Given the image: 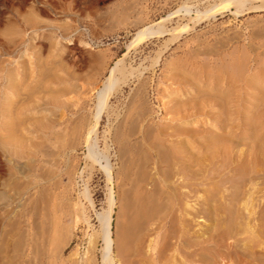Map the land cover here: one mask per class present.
<instances>
[{
    "label": "rangeland",
    "instance_id": "rangeland-1",
    "mask_svg": "<svg viewBox=\"0 0 264 264\" xmlns=\"http://www.w3.org/2000/svg\"><path fill=\"white\" fill-rule=\"evenodd\" d=\"M29 13L36 15L34 24L36 31L34 35L24 19V16ZM165 17L167 19L162 22V25L164 29L166 28V31L160 34H153V36L150 35L148 38L145 37L137 44H130L131 39L139 28L159 22ZM7 26H18L21 29H28L26 34L30 35H25L22 38L23 41L19 37L16 39L18 40V47L12 54L13 57L16 55L17 58L21 56L19 59L24 62L25 67L37 69L36 51L42 60L45 61L48 58L45 69L36 70L38 82L40 80L44 81L45 75L50 74V72L55 71L54 73L57 74L53 81L45 84L46 89L49 90L51 88L53 92L54 90L61 91L65 88L67 82H74L79 85L82 91L79 104L83 106L80 112L85 119H88L89 124L92 122V114L96 110L94 109L96 90L102 86L110 67L121 59L120 67L125 66L122 68L124 71L130 70L132 72V77L128 76V81L126 80V82L122 83L109 97L94 137V142L97 144L96 149H99L100 153L104 152L103 154L109 155V161L113 164L114 178H116L114 180L120 179L112 183L113 195L116 196L114 197L117 204L114 206L111 221L113 238L115 242L117 241L114 243L112 251V253L114 252L113 258L116 255L113 264H132V262L134 264H141L142 262V264H145L148 259H152L147 257L149 255H146V252H148L145 250L147 245L149 243L152 246L158 244L159 241H162L160 239L161 236L164 238L162 242L156 245L157 249L162 248L165 250L164 245L166 244V247H173L174 249V245H176L174 251H171L173 250L171 248L170 250L167 248L168 251H163L162 254L165 258H163V261L160 259L161 262L181 264L179 260L187 259L188 256V258H191L192 254L187 256V251L185 252L184 248H180L178 241L182 239L186 242L188 239V242H186L188 245L193 242L191 238L195 236V242L200 241V239L203 240L201 233L198 236L196 232H200L201 228L205 229L204 227L206 226H210L206 227L209 242L224 245H220V247L218 245L216 250L212 251L211 255L209 254V264L213 263V261L217 264H264L263 0H245L240 5L231 3L230 0H0V59L3 61L1 62L0 60L1 65L12 57L3 51V48L9 46V40L4 33L8 29ZM5 27L7 28L3 30ZM56 42H58L57 45H55ZM54 45L56 46V51H53ZM25 47H27L26 52ZM49 54L51 55L49 56ZM57 59L62 61V66L56 67L51 71L50 67ZM234 62L235 65H233ZM235 66L238 68H234ZM47 69H49V72ZM127 72L129 73V71ZM74 95L72 93L63 97L65 99L66 97L67 99L72 97L71 100L73 101L75 100L73 97H76ZM72 101L70 102L69 99L70 103ZM69 104L67 108L59 110V113L66 112L65 114L63 113L64 116L62 117L68 124L69 120L76 116L70 114L71 110L75 111L79 108V105L77 107L73 105L75 107L73 109L71 104L70 106ZM138 114L142 116L139 120L140 127L142 129L145 127L144 129L148 131L145 132L144 141L147 161L149 160L147 162L149 165L146 168H151L150 166L153 165V167L167 170V172L164 171L165 178H163L164 175L161 173H154L153 167L151 170L145 168L144 173H147L143 174L140 191L136 192L132 188L128 194H133V192L135 194H129L127 197L128 201L124 197L126 196L125 189H127L128 184L125 185L124 179L122 180L121 173H123V168L121 166H123V163L121 162L122 159L119 158L121 157V151L118 148L119 144L117 145L113 141V136L117 127L122 124L129 127L135 121L136 116H140ZM70 117L72 118L69 119ZM168 124H171V129ZM152 126L159 127L157 132H160L161 127V131L164 130V136H167L168 140L162 136L163 131L160 132L162 135L157 134L156 130L151 128ZM173 126H175L174 128L177 127V133ZM172 131L174 132L173 135L172 133L170 134ZM29 136L32 141H40L42 135L38 131L31 130ZM138 137L139 134L131 137L130 145H132V150L135 149L134 144ZM83 140L84 138H81L74 148L67 147L62 152L63 154L55 156L50 165L52 167L50 168L51 174L46 180L35 179L33 173L35 174L37 171L33 169L39 166L36 160L35 164L32 165L30 160L23 159V162H21L25 165L24 161L27 162L28 165L26 166H28L29 170H26V175L19 174L13 168L12 162H9L8 153H5L6 151L4 152L0 147V190L6 192L5 194L8 198H6L7 200L4 199L5 202L0 200V264H48V256L52 254V251L60 253L57 264H61V262L62 264H89L91 261L92 264H102L101 249L103 243L98 232L100 222L97 212H102L107 208L109 185L104 168L100 164H93L86 157L87 143ZM159 140L163 141L159 142ZM163 143L166 145L164 146ZM172 143L174 147L171 146ZM169 145L172 149L168 147ZM176 146L179 147V150ZM162 152L166 154L164 155ZM171 157H173V160ZM152 159L161 167L159 166V168L153 164L152 162L154 161ZM167 159L169 160L164 161ZM30 164L34 168H31ZM238 168L239 170H236ZM170 170L173 174L170 173ZM148 171H151L150 173L154 176L149 174ZM220 179L223 181L221 182ZM163 180L172 187L176 186L172 191L175 199L172 192V195H169L168 198L163 195L158 196L157 190L159 186H162ZM205 180L206 182H204ZM224 181L225 183H223ZM158 182L159 185L157 184ZM201 182L205 184H197ZM182 184L183 186H181ZM235 184H240L239 188ZM83 188L89 191L93 206L81 196ZM123 189L124 193L122 192ZM237 191H240V193ZM207 195H211V198L209 196L210 199L207 198ZM229 196H234V198L240 196V198H237L239 201L237 199L232 200ZM122 197L124 198L123 200ZM135 197H140L141 199H136ZM179 197H182V200ZM136 200L139 201L137 202ZM127 201L130 205L126 203ZM232 201L234 203L235 201L237 202L233 204ZM141 203L143 206L140 205ZM187 203L191 206L187 205ZM218 203L224 209V212L226 211V214L222 209H219ZM226 203L228 205L225 207ZM125 204L129 205H126L127 209L124 207ZM214 204L218 206L215 205V208ZM145 205L146 207H144ZM234 205L237 206V210ZM152 206H155V209L154 207L151 209ZM43 207L47 208L44 209ZM38 208L40 209L39 212ZM123 209H125V213H123ZM217 209L221 210V212H217ZM158 210L161 211L159 212V214L161 213V218L159 214L156 215ZM80 211L84 212L89 221L83 220V215H81ZM215 211L216 214L214 215ZM43 214L49 222L43 220ZM33 215L35 216L33 217ZM177 215L179 216L177 217ZM231 216L234 218L233 220H231ZM162 218L165 219L163 220ZM180 218L183 219L180 220ZM51 219L54 220L52 221ZM171 219L176 223L170 221ZM40 220L44 225H42V229ZM50 220L52 223L56 222L54 223L57 228L56 232L59 231V234H55L56 240L60 242L62 239L65 242V246H62L63 249L59 247L62 245V241L59 243L55 240L59 244L50 241L53 243L52 246L55 247L52 250V246L47 240L50 229L54 226H46L52 224ZM32 221L36 222V224ZM168 221L172 225L179 224L181 226L180 230L178 229L179 225L177 226L178 228L174 225V228L169 225L170 222ZM227 221L229 222L228 226ZM216 222L217 225L219 224L218 227ZM18 223L22 224L20 225L22 227L19 226V228L17 226ZM128 223H130V226H127ZM45 226L49 229L45 228ZM162 226L165 227L162 228ZM229 226L232 228L231 230ZM186 227L189 228V232H187ZM43 228L45 231H43ZM61 228L63 232H61ZM169 228L172 233H170L171 230ZM193 228L198 230L195 231L197 235H195ZM224 228H227V234L223 233L225 231ZM51 230L53 231V229ZM95 230L96 232L94 233ZM168 230L170 231L168 232ZM173 230L177 232H173ZM217 230H222L225 236H222L221 232L215 234ZM19 232L24 234L23 245L22 248L16 249L15 246L18 247L19 242ZM128 232L130 235L125 234ZM210 232L215 237L213 235L210 236ZM30 233L32 236H30ZM65 233L70 235V237ZM157 233L160 235L158 238L160 240L158 241L157 239V242L154 243ZM166 233L168 235V237L165 235L167 240L164 236ZM181 233L183 237L179 236ZM218 233H220L221 237H219ZM143 234L149 235L151 239L145 235L147 245L144 244L142 246L143 242L140 243V240L142 239L145 242ZM129 236L132 237L130 238ZM26 237H28L27 240ZM30 237L36 239L32 240L38 246L33 244ZM139 238L141 239L139 240ZM122 239L126 240V247ZM168 239L171 240L168 241ZM219 239L221 240L219 241ZM91 240L92 242H90ZM136 240L138 241L136 242ZM164 240L169 243H164ZM27 241L33 246L29 247ZM193 243H191V247H193ZM42 244H44L43 247ZM131 244L133 246H129ZM32 247L35 249L31 251ZM144 247L146 248L143 249ZM191 247H185V249L190 250ZM117 249H120L119 252ZM193 249H191L190 253L194 252ZM217 250L219 251L218 253ZM33 251L34 253H32ZM129 252L133 254L131 253L132 255L129 256ZM137 252H140L139 255H137ZM142 252L143 255L141 254ZM169 253L170 257L167 256ZM33 254L37 255L38 259L34 257L35 255L32 257ZM183 254H186L185 258ZM133 255L138 257L137 260ZM154 256H156L155 253ZM181 256L183 258L179 259ZM211 256L214 258L211 259ZM16 259L19 261L17 262ZM119 259L122 261H119ZM4 260L8 261L5 262ZM138 260L142 262L139 263ZM192 264H195V262ZM196 264H203V262L196 261Z\"/></svg>",
    "mask_w": 264,
    "mask_h": 264
},
{
    "label": "bare ground",
    "instance_id": "bare-ground-1",
    "mask_svg": "<svg viewBox=\"0 0 264 264\" xmlns=\"http://www.w3.org/2000/svg\"><path fill=\"white\" fill-rule=\"evenodd\" d=\"M244 1L245 0H230V2L231 3H234V4H241L242 2L244 3ZM262 1V0H261ZM264 1V0H263ZM44 2V1H43ZM227 3V2H226ZM239 8V7H238ZM42 9V8H41ZM239 10H240V8H239ZM239 10H237V11H239ZM42 11V10H41ZM170 15V14H169ZM24 19H25V21H26V23H28V25L30 26L29 27V29L32 31V34L34 35V33H35V20H36V15L34 14V13H29V14H26L25 16H24ZM165 19H167V17H165V18H162L159 22H156V23H153V24H148V25H144V26H142L141 28H139L136 32H135V34H134V36H133V38L131 39V41H130V44H137L140 40L142 41V39H144L145 37L146 38H148L150 35H152L153 36V34H160V33H163L164 31H166L164 28H163V21L165 20ZM8 27V26H7ZM7 27H5L3 30H5ZM174 29V28H173ZM28 29H26V28H24V29H21L20 27H14V26H10V27H8V29L7 30H5V34L7 35V39L9 40V46L7 47V48H3L4 50V53L5 54H8V56H12V54L14 53V51H16L15 49L18 47L17 45H18V40H16L18 37L20 38V39H22L25 35H30V34H26V31H27ZM176 31V30H175ZM2 32V33H3ZM29 33V32H28ZM177 33V32H176ZM32 34H31V36H32ZM173 34V33H172ZM179 36V35H178ZM176 37V36H175ZM173 38V37H172ZM173 39H175V38H173ZM22 41H23V39H22ZM57 43L58 42H56L55 43V45H57ZM167 43V42H166ZM49 45V44H48ZM54 45V47H53V51H56L55 50V48H56V46ZM27 46V45H26ZM131 46V45H130ZM26 49H25V52L27 51V47H25ZM29 49V48H28ZM52 51V52H53ZM70 51V50H69ZM37 52V51H36ZM35 52V54L37 55V58H36V65H37V69H35L34 67H30V68H28V67H25V65H24V62L21 60V59H19L21 56H19V58H17L16 57V55H15V57H11V59H7V61L3 64L2 63V65L0 64V147L2 148V150H4V152L5 153H8V159H9V162H12V164L14 165V167L13 168H15L16 170H17V172L19 173V174H21V175H23V174H25V172H27L26 170L28 169L27 167L28 166H26V165H28L27 164V162H25L24 161V163H26V165L25 164H23L22 162V160L23 159H27V160H30V162H31V164L32 165H34L35 164V160H36V162L38 161V167L36 168V169H33L34 171H37V173L35 172V174L33 173V175H34V177H35V179L36 180H46V178H48L49 176H50V174H51V170H50V168H52L50 165H51V163H52V160L55 158V156H57L58 154L59 155H61V154H63L62 152H64V150L67 148V147H69V148H74L75 147V145L77 144V142L81 139V138H84V142L86 141V145H87V153H86V157L93 163V164H100V166H102L103 168H104V172H105V176H106V180H107V183H108V195H107V208L106 209H104L102 212H97V217H98V219H99V222H100V227H98V228H100L99 229V237L101 238V242L103 243V245H102V249H101V251H102V264H113V261H114V258L116 257V255H114L115 257L113 258V253H112V251H113V246H114V243H116L115 242V240H114V238H113V231L111 230V221H112V213H113V210H114V206H115V204H116V202H115V195H113V185H112V183H113V181H115L114 179H116V178H114L115 176H114V174H113V169H112V165L113 164H111V162L109 161V158H108V156H107V154H103V153H100L98 150L99 149H96L97 147H96V143L94 142V137H95V134H96V132H97V127H98V123H99V120H100V117H101V114H102V112H103V110L105 109V107H106V104H107V101H108V99H109V97L120 87V85H122V83H124V82H126V80L128 81V76H131L132 75V72H130V70H127V71H129V73L127 72V71H124V69H122L123 67H125V66H123V67H120L121 65H120V62H121V59L120 60H118V61H116L115 62V64L112 66V67H110V69H109V71H108V74H107V76H105L106 78L103 80V83H102V86L98 89V90H96V94H95V99H96V104H95V107H94V109H96V110H94V114H92L93 116H92V122L89 124L88 123V119L86 118L85 119V117H84V115H82V113L80 112V110H82L81 108L83 107L82 105L80 106V104H79V102H80V99H81V97H80V95L82 94V91H81V89H80V87H79V85L77 84V83H74V82H67V84H66V86H65V88L63 89V90H61V91H59V90H54V92H53V90L51 89V88H49V90L48 89H46V87H45V84L47 83V82H51V81H53V79L54 78H56L57 77V74L56 73H54V72H50V74H46L45 75V77L46 78H44V81L43 80H40V82H38L37 81V78L38 77H36V72L37 71H40L41 69H43L44 67H46L47 66V60H48V58L47 59H45V61L44 60H42L41 59V57H40V55H39V53L37 52L36 53ZM51 53V52H50ZM56 53V52H55ZM30 54V53H29ZM0 55H1V53H0ZM4 55V54H3ZM2 55V56H3ZM32 55V54H31ZM51 54H49V56H50ZM34 56V55H33ZM50 58V57H49ZM156 59V58H155ZM1 60V59H0ZM32 60V59H31ZM30 60V61H31ZM103 60V59H102ZM156 61H157V59H156ZM1 62H3L2 60H1ZM123 62V61H122ZM154 62H155V60H154ZM242 63V62H241ZM233 65H235V62L233 63ZM237 65H239L238 63H237ZM245 65V64H244ZM33 66V65H32ZM60 66H62V61L60 60V59H57V60H55L54 62H53V64L51 65V67H50V70L52 71V70H54V68H56V67H60ZM225 66V65H224ZM237 66H235L234 68H236ZM128 68V67H127ZM230 68V67H229ZM238 68V67H237ZM242 68V67H241ZM45 69V68H44ZM233 69V68H232ZM37 70V71H36ZM48 70V72H49V69H47ZM132 70V69H131ZM135 71V70H134ZM235 71H236V69H235ZM45 72V71H44ZM47 72V71H46ZM231 72H233V71H231ZM44 74V73H43ZM242 76V75H241ZM132 77V76H131ZM217 78V77H216ZM238 79V78H237ZM254 79H255V77H254ZM234 80H236V79H234ZM259 80V79H258ZM255 82H256V80H254ZM36 82H38V84H36ZM50 87V86H49ZM45 88V89H44ZM46 90H48V92H50V93H45V91ZM136 91V90H135ZM234 92V91H233ZM72 93H74L75 95L74 96H76V97H73V99H75V100H71L72 99V97H68V99H67V97H66V99H65V97H63V96H67V95H69V94H72ZM141 93V92H140ZM137 94V93H136ZM64 99H63V98ZM45 98V99H44ZM69 99H70V102L72 101V103H70L69 102ZM138 100V99H137ZM237 100H238V98H237ZM67 102H68V104L70 103L71 104V106H72V108L75 106V107H77L78 105V109L77 110H75V111H72L71 110V113L70 114H73V115H76V116H74V118H72V117H70L69 119H71V120H69V119H67V120H69V124L67 123V121L65 120V119H63V117L62 116H64L63 115V113L64 112H62V113H59V110H62V109H65V108H67V106H68V104H67ZM143 102V101H142ZM95 103V102H94ZM70 104H69V106H70ZM140 104H141V102H140ZM143 104V103H142ZM47 105H49V106H47ZM74 105V106H73ZM142 106V105H141ZM74 107V108H75ZM73 108V109H74ZM143 109H144V106H143ZM66 111H68V110H66ZM66 113V112H65ZM64 113V114H65ZM138 115H140V116H136V118L134 119L135 121H133L132 122V124L129 126V127H127V126H125V125H120L119 127H117L116 128V130H115V132H114V136H113V141L115 142V143H117V145L119 144V146H118V148H120V151H121V153H120V156L121 157H119V158H121L122 159V163H123V166H121V168H123L122 170H123V173H121L122 174V180L124 179V182H125V185L126 184H128V187H127V189H125V186H124V189L126 190L125 192V194H126V196H124V197H128V195L129 194H132V193H129L128 194V192H130V190H132V188H134L135 190H136V192L138 191H140V189H141V182H142V180H143V174H146V173H144L145 172V170L147 169H150L151 170V168L153 167V165L152 166H150L151 168H146L149 164L147 163L148 161H147V155H146V152H145V149H144V145H145V143H144V141H145V132H148V131H146L144 128L142 129V127H140V125H139V120L142 118V116H141V114H138ZM145 115V114H144ZM134 118V117H133ZM90 120V119H89ZM173 124V123H172ZM171 125V124H170ZM170 125L168 124V126L170 127ZM110 127V126H109ZM175 126H173V128H174ZM147 128V127H146ZM151 128H153V129H155L156 130V132H157V130H159V127L158 128H156V127H151ZM166 128H167V126H166ZM172 127H170V129H171ZM177 128V127H176ZM176 128H174V129H176ZM149 129V128H148ZM153 129H152V131H153ZM169 129V128H168ZM167 129V130H168ZM31 130H33V131H38V132H40V134L42 135L41 136V140L40 141H32L31 140V137L29 136V134H30V132H31ZM154 130V131H155ZM166 130V131H167ZM173 130V129H172ZM177 130V131H176ZM175 131H176V133L178 132V129H176ZM163 131V135L160 133V132H162ZM161 131V127H160V132H157V134H160V135H162V136H164L165 135V132H164V130H162ZM106 132V131H105ZM152 133V132H151ZM150 133V134H151ZM155 133V132H154ZM172 133V135H173V131L172 132H170V134ZM105 134V133H104ZM135 134H139V137H138V139H137V141H135V144H134V150H132V145H130V142H131V137L133 136V135H135ZM149 134V133H148ZM156 134V133H155ZM167 134V133H166ZM167 135H169V134H167ZM150 136V135H149ZM149 136H147V137H149ZM159 136V135H158ZM158 136H156V137H158ZM161 136V137H162ZM154 137V136H153ZM160 137V136H159ZM165 137V136H164ZM165 138H167V140H168V137L166 136ZM105 139V138H104ZM134 139H135V137H134ZM151 139H153V138H151ZM150 139V140H151ZM154 140V139H153ZM157 140V139H156ZM210 140V139H209ZM113 141H111V142H113ZM160 141H163V140H159V142ZM132 142H134V141H132ZM172 142V141H171ZM80 143V142H79ZM153 143V142H152ZM162 143V142H161ZM170 143V142H169ZM133 144V143H132ZM153 144H155V143H153ZM164 144V143H163ZM178 144V143H177ZM147 145H148V143H147ZM166 144H164V146H165ZM173 145V143L171 144V146ZM153 146V145H152ZM163 146V145H162ZM179 146V145H178ZM147 147V146H146ZM151 147V146H150ZM168 147H170V145L168 146ZM167 147V148H168ZM172 147H174V146H172ZM177 147V146H176ZM117 148V149H118ZM152 148V147H151ZM153 148H155V147H153ZM171 148V147H170ZM169 148V149H170ZM178 148V150H179V147H177ZM105 149H107V148H105ZM148 149V148H147ZM150 149V148H149ZM165 149H166V147H165ZM172 149V148H171ZM174 149V148H173ZM119 151V150H118ZM151 151V150H150ZM166 151V150H165ZM171 151H173V150H171ZM175 151V150H174ZM159 152V151H158ZM179 152H181V151H179ZM148 153V152H147ZM163 153V152H162ZM175 153V152H174ZM119 154V153H118ZM164 154V153H163ZM166 154V153H165ZM164 154V155H165ZM171 154V153H170ZM180 154V153H179ZM154 156V155H153ZM161 156V155H160ZM167 156H169V155H167ZM173 156V155H172ZM175 156V155H174ZM154 158V157H153ZM162 158V157H161ZM168 158V157H167ZM172 158V160H173V157H171ZM56 160V159H55ZM153 160V159H152ZM169 159H167V160H164V161H168ZM177 160V159H176ZM8 161V160H7ZM22 161V162H21ZM154 161V160H153ZM157 161V160H156ZM181 162V161H180ZM153 164H155V165H157L156 163L157 162H152ZM169 163V162H168ZM178 163V162H177ZM11 164V165H12ZM30 164V165H31ZM121 164V163H120ZM166 164H167V162H166ZM176 164V163H175ZM174 164V165H175ZM179 164V163H178ZM194 164V163H193ZM221 164V163H220ZM31 165V168H34V166H32ZM154 165V166H155ZM162 165V164H161ZM164 165V164H163ZM182 165H184V164H182ZM192 165V164H191ZM225 165V164H224ZM158 166V165H157ZM160 166V165H159ZM158 166V167H159ZM176 166V165H175ZM181 166V165H180ZM161 167V166H160ZM159 167V168H160ZM195 167V166H194ZM119 168V167H118ZM146 168V169H145ZM154 169H152L153 171H155L154 173H161L162 175H164V171H166L167 172V170H160V169H158V168H156V167H153ZM172 168V167H171ZM179 168V167H178ZM177 168V169H178ZM176 169V170H177ZM204 169V168H203ZM29 170V169H28ZM32 170V171H33ZM39 170V171H38ZM118 170V169H117ZM121 170V169H120ZM172 170H173V168H172ZM192 170V169H191ZM201 170V169H200ZM204 170H206V169H204ZM224 170V169H223ZM236 170H239V168L238 169H236ZM119 171V170H118ZM117 171V172H118ZM171 171V170H170ZM175 171V170H174ZM178 171V170H177ZM202 171V170H201ZM14 172V171H13ZM120 172V171H119ZM118 172V173H119ZM149 172V174H151L150 172L151 171H148ZM176 172V171H175ZM180 172V171H179ZM192 172V171H191ZM190 172V173H191ZM240 172V171H239ZM153 173V172H152ZM170 173H172V171L170 172ZM206 173H207V171H206ZM148 174V175H149ZM159 174H158V176H159ZM173 174V173H172ZM239 174V173H238ZM26 175V174H25ZM116 175V174H115ZM151 175H153V174H151ZM161 175V176H162ZM216 175V174H215ZM219 175V174H218ZM221 175H222V173H221ZM120 176V175H119ZM154 176V175H153ZM171 176V175H170ZM169 176V177H170ZM176 176V175H175ZM202 176V175H201ZM24 177V176H23ZM118 177V176H117ZM174 177V176H173ZM192 178H193V176H191ZM205 177H206V175H205ZM158 178V177H157ZM163 178H165V175H164V177ZM187 178H189V177H187ZM197 178V177H196ZM203 178V177H202ZM201 178V179H202ZM206 178H208V176L206 177ZM160 179V178H159ZM211 179V178H210ZM209 179V180H210ZM224 179V178H223ZM117 180H120V179H117ZM116 180V181H117ZM146 180V179H145ZM149 180V179H148ZM153 180V179H152ZM252 180V179H251ZM56 181V180H55ZM54 181V182H55ZM115 181V182H116ZM151 181V180H150ZM161 181V180H160ZM164 181V180H163ZM162 181V182H163ZM220 181L222 182L223 180H221L220 179ZM226 181V180H225ZM225 181L223 182V183H225ZM114 182V183H115ZM171 182V181H170ZM202 182H203V179H202ZM202 182L201 183H197L198 185L199 184H201V185H203V184H205V183H203L202 184ZM204 182H206V180L204 181ZM216 182V181H215ZM221 182H220V184H221ZM233 182H234V180H233ZM236 182V181H235ZM168 183V182H167ZM165 181L161 184L162 186H159V189L157 190V192H158V196L159 195H163V196H166V198H168L169 197V195H172V191L174 190L173 188H175V187H172L170 184H167ZM173 183V182H172ZM117 184V183H116ZM143 184V183H142ZM158 185H159V182L157 183ZM181 184V183H180ZM57 185V184H56ZM215 185V184H214ZM235 185H237V184H235ZM240 185V184H239ZM239 185H237V188H239L238 186ZM120 186V185H119ZM118 186V187H119ZM143 186V185H142ZM147 186V185H146ZM146 186H145V188H146ZM152 186V185H151ZM150 186V187H151ZM178 186V185H177ZM181 186H183V184L181 185ZM180 186V187H181ZM221 186V185H220ZM153 187H155V186H153ZM208 187V186H207ZM236 187V186H235ZM45 188V187H44ZM86 188H88V187H86ZM84 189L82 192H81V196H83L84 197V199H87L88 200V202L93 206V201H92V198H91V196H90V193H89V191L87 190V189ZM156 188V187H155ZM120 189H121V186H120ZM124 189H123V193H124ZM146 189H148V188H146ZM235 189V188H234ZM150 190V189H149ZM171 190V191H170ZM176 190V189H175ZM192 190V189H191ZM207 190V189H206ZM148 191V190H147ZM195 191V190H194ZM193 191V192H194ZM198 191H200V190H198ZM121 192V191H120ZM133 192V191H132ZM172 192V193H171ZM175 192V191H174ZM180 192H181V190H180ZM238 193H240V191H237ZM6 192H4V191H2V190H0V200L1 201H4V199H6L7 198V196H6V194H5ZM48 193V192H47ZM234 193H235V190H234ZM245 193V192H244ZM45 194V193H44ZM50 194V193H49ZM120 194V193H119ZM135 194V192H133V194L132 195H134ZM137 194V193H136ZM141 194V193H140ZM144 194V193H143ZM142 194V195H143ZM155 194V193H154ZM233 194V193H232ZM152 195V194H151ZM181 195V194H180ZM183 195V194H182ZM186 195V194H185ZM190 195H192V194H190ZM215 195V194H214ZM241 195V194H240ZM79 196V195H78ZM115 196V197H114ZM121 196V195H120ZM122 196H123V194H122ZM131 196V195H130ZM148 196V195H147ZM173 196H174V193H173ZM209 195H207V198H209L208 197ZM142 197H144V196H142ZM177 197V196H176ZM229 197H231V196H229ZM117 198H119V197H117ZM136 199L138 198H140V197H135ZM134 198V199H135ZM145 198V197H144ZM149 199H150V197H148ZM153 198V197H152ZM180 199L182 198V197H179ZM211 198V197H210ZM209 198V199H210ZM238 199L240 198V196H238L237 197ZM237 198H234V196H232L231 197V199L233 200V199H237ZM8 199V198H7ZM6 199V200H7ZM50 199V198H49ZM79 199V198H78ZM124 198L122 197V200H123ZM131 199H132V197H131ZM141 199V198H140ZM143 199V198H142ZM174 199H175V196H174ZM237 199V200H238ZM9 200H10V198H9ZM44 200V199H43ZM127 200L129 201V199L127 198ZM133 200V199H132ZM152 200V199H151ZM150 200V201H151ZM157 200V199H156ZM168 200V199H167ZM182 200V199H181ZM183 200H184V198H183ZM212 200V199H211ZM128 201L126 202L127 204H129L128 203ZM131 201V200H130ZM134 201V200H133ZM137 202L139 201V200H136ZM143 201H144V199H143ZM162 201V200H161ZM170 201H172V200H170ZM176 201V200H175ZM174 201V202H175ZM179 201V200H178ZM239 201V200H238ZM5 202V201H4ZM123 202V201H122ZM168 202V204H169V200L167 201ZM233 202V204H235L237 201H235V203H234V201H232ZM143 203H146V202H143ZM162 203H163V201H162ZM162 203H160V204H162ZM179 203V202H178ZM185 203H186V201H185ZM229 203H230V201H229ZM6 204V203H5ZM81 204V203H80ZM123 204V203H122ZM127 204H125L124 205V207H126V205ZM132 204V203H131ZM136 204V203H135ZM154 204V203H153ZM170 204H171V202H170ZM182 204V203H181ZM189 203H187V205H188ZM219 204V203H218ZM231 204V203H230ZM90 205V206H91ZM117 205V204H116ZM130 205V204H129ZM129 205H127V206H129ZM132 205H134V204H132ZM141 206H143L142 205V203L140 204ZM148 205H150V204H148ZM154 205H157L156 203L154 204ZM174 205H176V206H178L177 204H174ZM190 205V204H189ZM206 205V204H205ZM216 204H214V207L216 208V206H218V205H216ZM223 205V204H222ZM228 205V203H226L225 204V207ZM48 206V205H47ZM159 206V205H158ZM158 206H156L157 208H158ZM176 206H173V207H176ZM183 206V205H182ZM191 206V205H190ZM231 206H233V205H231ZM235 206V205H234ZM123 207V208H124ZM144 207H146V205L144 206ZM153 207H154V209H155V206H152V208L151 209H153ZM160 207V206H159ZM168 207V206H167ZM224 207V206H223ZM229 207V206H228ZM236 207L237 206H235V209H236ZM44 208V207H43ZM47 207H45L44 209H46ZM128 207H126V209H127ZM134 208V207H133ZM133 208H132V210H133ZM149 208H150V206H149ZM149 208H148V210H149ZM156 208V209H157ZM162 208L164 209V207L162 206ZM180 208V207H179ZM212 208V207H211ZM210 208V209H211ZM215 208H214V210H215ZM218 208V207H217ZM160 209H161V207H160ZM174 209V208H173ZM202 209V208H201ZM209 209V208H208ZM219 209H222V207L220 206V204H219ZM234 209V208H233ZM39 208H38V212H39ZM84 210V209H83ZM82 210V211H83ZM124 210L125 209H123V213H125L124 212ZM131 210V209H130ZM131 210V211H132ZM134 210H135V208H134ZM138 210V209H137ZM166 210V209H165ZM172 210V209H171ZM213 210V211H214ZM218 210V209H217ZM216 210V211H217ZM230 210V209H229ZM237 210V209H236ZM238 210H239V208H238ZM129 211V210H128ZM146 211V210H145ZM188 211V210H187ZM199 211H200V209H199ZM213 211H211V212H213ZM216 211H215V213H214V215L216 214ZM222 211L224 212V209H222ZM232 211V210H231ZM38 212H36L37 214H40V213H38ZM43 212V211H42ZM45 212V211H44ZM120 212V211H119ZM130 212V211H129ZM128 212V213H129ZM135 212V211H134ZM159 212H161V211H159L158 210V213L156 214V215H158L159 214ZM163 212V211H162ZM167 212V211H166ZM210 212V211H209ZM217 212H221V210L219 211H217ZM226 212V211H225ZM224 212V213H225ZM236 212V211H235ZM46 213V212H45ZM75 213V212H74ZM80 213H82L81 211H80ZM79 213V214H80ZM127 213V212H126ZM148 213V212H147ZM167 213H169V212H167ZM176 213V212H175ZM187 213V212H186ZM204 213V212H203ZM36 214V215H37ZM48 214V213H47ZM136 214V213H135ZM142 214V213H141ZM161 214V213H160ZM160 214H159V217H160ZM177 214V213H176ZM226 214V213H225ZM234 214V213H233ZM54 215V214H53ZM81 215H83V220L85 221V220H87V216H85V214H84V212L81 214ZM128 215V214H127ZM130 215V214H129ZM133 215V214H132ZM153 215V214H152ZM151 215V216H152ZM168 215V214H167ZM211 215H213V214H211ZM228 215V214H227ZM236 215V214H235ZM35 215H33V217H34ZM60 216V215H59ZM76 216V215H75ZM79 216V215H78ZM134 216V215H133ZM143 216V215H142ZM179 215H177V217H178ZM224 216V215H223ZM53 217V216H52ZM57 217V216H56ZM138 217V216H137ZM158 217V216H157ZM162 217V216H161ZM160 217V218H161ZM181 217V216H180ZM219 217H221V216H219ZM229 217V216H228ZM227 217V218H228ZM232 217V216H231ZM32 218V217H31ZM38 218H40V216H38ZM43 220H47L46 218H45V216H44V214H43ZM45 218V219H44ZM80 218H81V216H80ZM122 218V217H121ZM129 218V217H128ZM132 218V217H131ZM186 218V217H185ZM184 218V219H185ZM49 219V218H48ZM54 219H55V217H54ZM54 219H51L52 221L54 220ZM58 219V218H57ZM130 219V218H129ZM133 219V218H132ZM131 219V220H132ZM136 219V218H135ZM163 219V218H162ZM165 219V218H164ZM163 219V220H164ZM167 219V218H166ZM181 219H183V218H180V220ZM219 219V218H218ZM230 219V218H229ZM228 219V220H229ZM234 218L232 217V219L231 220H233ZM36 220H37V217H36ZM42 220V219H41ZM40 220V221H41ZM51 220H50V223H52L51 222ZM125 220V219H124ZM128 220V219H127ZM156 220V219H155ZM189 220V219H188ZM216 220V219H215ZM225 220H226V218H225ZM48 222H49V220H47ZM87 221H89V220H87ZM86 221V222H87ZM133 221V220H132ZM142 221H144V220H142ZM141 221V222H142ZM170 221H173L174 223H176L173 219H171ZM170 221H168V222H170ZM19 222V221H18ZM22 222V221H21ZM20 222V223H21ZM32 222H34V221H32ZM38 222V221H37ZM44 222V221H43ZM76 222V221H75ZM136 222V221H135ZM140 222V223H141ZM156 222V221H155ZM154 222V223H155ZM167 222V223H168ZM179 222V221H178ZM186 222V221H185ZM214 222V221H213ZM221 222V221H220ZM35 224H36V222H34ZM46 223V222H45ZM54 223H56L55 221L52 223V224H50V225H46V226H51V225H54L53 226V228H51V229H53V231L50 229V232H49V237H48V239L47 240H49V243L51 244V246H52V244L53 243H51L50 241H53V242H55V240H56V238H55V234L57 233V234H59L58 232H56V227H55V224ZM166 223V224H167ZM179 223H181V222H179ZM186 223H189V222H186ZM35 224H33L34 226H35ZM38 224V223H37ZM127 224V223H126ZM130 223H128V225L127 226H130L129 225ZM144 224V223H143ZM164 224H165V222H164ZM178 224V223H177ZM20 225H22V224H17V226L19 227ZM40 225H41V229H42V227L44 226L43 225V223H42V221L40 222ZM43 225V226H42ZM89 225V224H88ZM120 225V224H119ZM137 225V224H136ZM163 225V224H162ZM169 225H172L171 224V222L169 223ZM174 225H176V224H173L172 226L174 227ZM179 225V224H178ZM178 225H176V227L178 226ZM216 225H217V222H216ZM219 225V224H218ZM218 225H217V227H218ZM229 225V222L227 221V226ZM232 225V224H231ZM38 226V225H37ZM45 226V228H47ZM133 226V225H132ZM144 226V225H143ZM183 226V225H182ZM223 226V225H222ZM20 227H22V226H20ZM19 227V228H20ZM38 227H40V226H38ZM116 227H118V226H116ZM138 227V226H137ZM163 227H165V226H162V228ZM169 227V226H168ZM180 225H179V230H180ZM184 227V226H183ZM206 227H210V226H206ZM206 227H204L205 229H203V227L201 228L202 230L199 232L197 229L195 230L194 228V233H195V231H198V232H196V233H198V236H199V234L202 236V238H203V240H201L200 239V243L198 242H195V240H194V238L196 237H193V238H191L192 239V241L193 242H195V243H193V242H191V243H193L192 245H193V247H191V243H189L188 245L186 244V242H188L187 240H186V242L184 241V240H182V239H180L177 243L178 244H180V248L181 249H183L186 253H187V256L188 255H190L191 256V254H192V257L191 258H188L187 257V259L185 258L186 256V254H183V257L185 258V259H182V260H179L180 261V263L181 264H192L193 262H195V264H196V261H199V262H203V264H209V256L211 255L210 253L212 252V251H214V250H216V247L219 245H217V244H212V243H210L209 242V236L207 235V229H206ZM211 227H212V224H211ZM214 227H215V225H214ZM230 227V226H229ZM232 227H234V226H232ZM64 228H65V226H64ZM125 228V227H124ZM167 228V227H166ZM175 228V227H174ZM176 228V229H177ZM185 228V227H184ZM187 228V227H186ZM198 228H200V227H198ZM213 228V227H212ZM211 228V229H212ZM219 228H221V227H219ZM219 228H218V230H219ZM44 229V228H43ZM47 229H49V228H47ZM59 229V228H58ZM137 229V228H136ZM170 229V228H169ZM188 229L189 228H187V232H189L188 231ZM190 229H192V228H190ZM225 229V228H224ZM227 229V228H226ZM226 229H225V231L223 232L224 234H227V232H226ZM232 228L230 227V230H231ZM34 230H35V228H34ZM37 230V229H36ZM39 230V229H38ZM133 230V229H132ZM131 230V231H132ZM156 230V229H155ZM161 230V229H160ZM159 230V231H160ZM162 230H164V229H162ZM171 230V229H170ZM170 230H168V232L170 231ZM186 230V229H185ZM210 230V229H209ZM213 230V229H212ZM214 230H216L215 228H214ZM216 231V233L215 234H217V232H221V235L223 234L222 233V230L221 231ZM18 231H20V230H18ZM41 231V230H40ZM43 231H45V229L43 230ZM118 231V230H117ZM127 231H129L128 229H127ZM182 231V230H181ZM211 231V230H210ZM23 232V231H22ZM22 232H19V234H20V236L18 237L19 238V242H18V247H16L15 246V248L17 249V248H22V245H23V238H24V234L22 233ZM47 232H48V230H47ZM61 232H63L62 231V228H61ZM96 232V230L94 231V233ZM116 232V231H115ZM154 232V231H153ZM164 232V231H163ZM167 232V233H168ZM173 232H177V231H174L173 230ZM212 232V231H211ZM210 232V236H212L213 234ZM215 232V231H214ZM22 233V234H21ZM43 233V232H42ZM70 233V232H69ZM117 233V232H116ZM144 233V232H143ZM146 233H148V232H146ZM154 233H156V232H154ZM161 233V232H160ZM165 233V232H164ZM167 233L166 234H164V236L166 235L167 237H168V235H169V233H168V235H167ZM170 233H172V230H171V232ZM195 233V235H197ZM31 234V233H30ZM36 234V233H35ZM64 234V233H63ZM62 234V235H63ZM65 234H67V233H65ZM126 235H130V233L128 232V233H125ZM140 234V233H139ZM139 234H137V235H139ZM177 234V233H176ZM193 234V233H192ZM219 235H220V233H218ZM222 235V236H225V235ZM232 234H233V232H232ZM17 235H18V233H17ZM28 235H29V233H28ZM38 235H40V234H38ZM62 235H59V236H62ZM68 235V234H67ZM66 235V236H67ZM116 235V234H115ZM123 235H124V233H123ZM122 235V236H123ZM132 235V234H131ZM135 235V234H134ZM141 235V234H140ZM144 235V234H143ZM146 235V234H145ZM144 235V236H145ZM162 235V234H161ZM182 236V233L181 234H179V236ZM191 235V234H190ZM206 235V236H205ZM219 235H217V236H219ZM221 235L219 236V237H221ZM30 236H32V234L30 235ZM42 236V235H41ZM47 236V235H46ZM58 236V237H59ZM63 236H65V235H63ZM62 236V237H63ZM69 237H70V235H68ZM94 236H96L95 234H94ZM147 236V235H146ZM146 236L144 237L145 238V242H146ZM156 236V235H155ZM159 234L157 233V238H156V240L154 241V243H156L157 242V239L159 238ZM166 236H165V238H166ZM171 236V235H170ZM169 236V237H170ZM178 235H177V237H179ZM191 236H193V235H191ZM214 236V235H213ZM33 237H34V235H33ZM43 237H44V235H43ZM56 237H57V235H56ZM98 237V236H97ZM97 237H95V238H97ZM115 237V236H114ZM125 237V236H124ZM127 237V236H126ZM130 237V236H129ZM132 237V236H131ZM130 237V238H131ZM148 238H149V235L147 236ZM183 237V236H182ZM206 237V238H205ZM215 237V236H214ZM17 238V239H18ZM27 238L28 237H26V240H27ZM130 238H128V239H130ZM143 238V239H144ZM163 236H161V240L163 241ZM175 238V237H174ZM188 238H190L189 236H188ZM201 238V237H200ZM32 239H35V238H31L30 237V240H32ZM57 239H59V238H57ZM91 239V238H90ZM115 239H116V237H115ZM141 238H139V240H140ZM149 239H151V238H149ZM160 239H158V241L160 240ZM196 239V238H195ZM215 239H217V238H215ZM36 240V239H35ZM64 240V239H63ZM69 240V239H68ZM123 240V239H122ZM135 240V239H134ZM166 240H167V238H166ZM169 240H171V239H168V241ZM176 240V239H175ZM175 240H174V242H175ZM190 240V239H189ZM218 240V239H217ZM221 239H219V241H220ZM223 240H225V239H223ZM29 241V240H28ZM27 241V242H28ZM33 241V240H32ZM32 241H31V244H32ZM56 241H58V240H56ZM61 241H62V239H61ZM60 241V242H61ZM124 242V246H125V241L126 240H123ZM138 240H136V242H137ZM153 241V240H152ZM151 241V242H152ZM162 241H159V243L160 242H162ZM168 241H165L164 240V243L165 242H168ZM16 242V243H17ZM36 242V241H35ZM59 242V241H58ZM59 242V243H60ZM69 242V241H68ZM67 242V243H68ZM90 242H92V240L90 241ZM89 242V243H90ZM95 242V241H94ZM118 242H119V239H118ZM131 242V241H130ZM129 242V243H130ZM143 242V243H142ZM144 242V240L142 241V239L140 240V243H142V246L144 245V244H146L147 245V242L145 243ZM214 242V241H213ZM225 242V241H224ZM26 243V242H25ZM29 244V247L30 246H33V245H30V242H28ZM56 243V242H55ZM59 243H56V244H59ZM65 242H61V246H59L60 248L64 245L65 246V244H64ZM120 243V242H119ZM122 243V244H123ZM133 243H134V241H133ZM149 243V242H148ZM158 243V244H159ZM163 243V244H164ZM169 243V242H168ZM172 243V242H171ZM170 243V244H171ZM176 243V244H177ZM33 244H35L34 243V241H33ZM49 244V245H50ZM91 244V243H90ZM118 244V243H117ZM134 244H136V243H134ZM158 244H154V246H152V244L151 243H149L148 245H147V249H145L146 247H144L143 249H145V250H147L148 252H146V255H149V256H147V257H151L152 259H148V260H150V261H148L147 260V262L145 261V260H143L144 262H146L145 264H168V263H163V262H161V260L163 261V258H165L164 256H163V251H168V250H170V248L171 247H166V245H164V247H165V250H163L162 248L161 249H157L158 247H156V245H158ZM174 244V243H173ZM172 244V245H173ZM17 245V244H16ZM25 245V244H24ZM27 245V246H28ZM35 245H37V244H35ZM35 245H34V247H35ZM43 245L44 244H42V247H43ZM118 245H120V244H118ZM161 245V244H160ZM169 245V244H168ZM181 245H182V247H181ZM216 245V246H215ZM220 245H223V244H220ZM220 245L218 246V247H220ZM225 245H226V242H225ZM38 246V245H37ZM39 246H41L40 244H39ZM57 246V245H56ZM121 246H123V245H121ZM129 246H133L132 244L131 245H129ZM141 246V245H140ZM175 247H174V249H173V247L171 248V249H173V250H171V251H174L175 250V248H176V245H174ZM224 246V245H223ZM115 247H117L118 248V246L117 245H115ZM126 247V246H125ZM124 247V248H125ZM136 247V246H135ZM160 247V246H159ZM177 247H179V245H177ZM185 247L186 248H189V247H191V249H193V253H190L191 252V249L190 250H186L185 249ZM53 248L55 249V247H53L52 246V250H53ZM167 248H169L168 250H167ZM222 248V247H221ZM28 249V248H27ZM35 248H33L32 247V249H31V251L32 250H34ZM57 249V248H56ZM62 249H63V247H62ZM122 249V248H121ZM126 249V248H125ZM135 249V248H134ZM222 249H224V248H222ZM225 249H227V248H225ZM48 250V249H47ZM87 250V249H86ZM118 250V252H119V250L120 249H117ZM131 250H132V247H131ZM137 250H139V249H137ZM142 250V249H141ZM140 250V251H141ZM233 250V249H232ZM19 251V250H18ZM17 251V252H18ZM36 251V250H35ZM50 251H51V249H50ZM59 251H61V250H59ZM134 251H136V250H134ZM133 251V253H134V255H135V252ZM178 251V250H177ZM176 251V252H177ZM179 251H182V250H179ZM25 252V251H24ZM39 252V251H38ZM44 252V251H43ZM47 252V251H46ZM57 251H52V254H50V256H48L49 257V259L47 260V262H48V264H57V260H58V258H59V254L58 253H56ZM75 252V251H74ZM118 252H116V253H118ZM125 252H126V250H125ZM125 252H123V253H125ZM144 252V251H143ZM143 252L141 253L142 255H143ZM184 252V253H185ZM188 252H189V254H188ZM219 251L217 250V253H218ZM221 252V251H220ZM225 252V251H224ZM32 253H34V251L32 252ZM49 253V252H48ZM78 253V252H77ZM130 253V252H129ZM132 253V252H131ZM128 254L129 256L130 255H132V254ZM140 253V252H139ZM139 253L137 252V255H139ZM154 253H155V255L156 256H154ZM167 253V252H166ZM178 253V252H177ZM176 253V254H177ZM19 254H21V253H19ZM23 254V253H22ZM36 254H37V252H36ZM44 254H46L45 252H44ZM76 254V253H75ZM140 254V255H141ZM150 254H151V256H150ZM171 254H174V253H171ZM210 254V255H209ZM214 254V253H213ZM222 254V253H221ZM35 254H33L32 255V257L34 256ZM40 255H41V253H40ZM72 255H73V253H72ZM87 255V254H86ZM119 255V254H118ZM133 255V256H134ZM216 255V254H215ZM20 256H22V255H20ZM37 255H35L34 257L36 258V259H38L37 257H36ZM46 256H47V254H46ZM166 256V255H165ZM167 256H169L170 257V253H169V255H167ZM212 256H214V255H212ZM212 256H211V259H213L212 258ZM219 256V255H218ZM71 257V256H70ZM119 257V256H118ZM135 257V256H134ZM144 257H145V255H144ZM173 257V256H172ZM182 256L181 257H179V259H181V258H183ZM217 257V256H216ZM221 258H223L222 256H220ZM21 258V257H20ZM20 258H19V260H20ZM46 258V257H45ZM69 258V257H68ZM72 258V257H71ZM131 258H132V256H131ZM136 258V260H137V258L138 257H135ZM142 258V257H141ZM146 258V257H145ZM167 258V257H166ZM218 258V257H217ZM77 259V258H76ZM130 259V258H129ZM133 259V258H132ZM147 259V258H146ZM161 259V260H160ZM17 260V262L19 261L18 259H16ZM24 260V259H23ZM39 260H40V258H39ZM46 260H44V261H46ZM74 260V259H73ZM116 260H117V258H116ZM121 259H119V261H120ZM134 260V259H133ZM141 260V259H140ZM140 260H138L139 261V263H141L140 262ZM151 260H152V262H151ZM3 261V260H2ZM5 262H7L6 260H4ZM31 261V260H30ZM29 261V262H30ZM36 261V260H35ZM34 261V262H35ZM71 261H72V259H71ZM122 261V260H121ZM125 261V260H124ZM128 261V260H127ZM135 261V260H134ZM137 261V262H138ZM169 261V260H168ZM213 261V260H212ZM219 261V260H218ZM33 262V263H34ZM40 263H41V261H39ZM92 262V261H91ZM90 262V263H91ZM126 262V261H125ZM130 262H132V261H130ZM171 262L172 263H174V261L173 260H171ZM224 262V261H223ZM31 263V262H30ZM89 263V264H90ZM120 263H122V262H120ZM143 263V262H142ZM141 263V264H142ZM175 263H176V261H175ZM18 264H22V263H18ZM32 264V263H31ZM39 264V263H38ZM44 264V263H43ZM61 264H62V262H61ZM72 264V263H71ZM75 264V263H74ZM92 264V263H91ZM94 264V263H93ZM132 264H134L133 262H132ZM136 264V263H135ZM171 264V263H170ZM211 264H217V263H214V261H213V263H211ZM219 264H221V263H219Z\"/></svg>",
    "mask_w": 264,
    "mask_h": 264
}]
</instances>
